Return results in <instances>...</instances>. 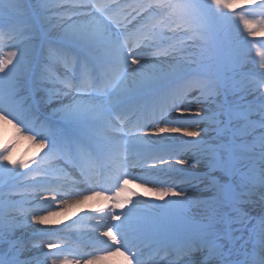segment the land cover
<instances>
[{"label": "snow or ice", "instance_id": "obj_1", "mask_svg": "<svg viewBox=\"0 0 264 264\" xmlns=\"http://www.w3.org/2000/svg\"><path fill=\"white\" fill-rule=\"evenodd\" d=\"M253 36L264 0H0V144L42 150H0V264H264Z\"/></svg>", "mask_w": 264, "mask_h": 264}, {"label": "bare ground", "instance_id": "obj_2", "mask_svg": "<svg viewBox=\"0 0 264 264\" xmlns=\"http://www.w3.org/2000/svg\"><path fill=\"white\" fill-rule=\"evenodd\" d=\"M123 2V0H122ZM187 139V138H183ZM14 145L13 151L11 154V158L15 161H26L30 162L34 158H39V154H42V150L37 147L34 143L27 140L26 138L22 136H12L11 133L8 136V139H6L2 144H0V150H2L6 146ZM179 167V166H178ZM184 168H189V164L183 165ZM191 171L199 172L200 168L199 166L195 169H191ZM185 185H181V187H184ZM131 188L135 193H137L140 197H143L145 200H150L153 202H159L156 201V198L149 193L146 188L140 187L138 185H132ZM135 198V197H134ZM168 199V198H165ZM97 204L104 203L105 206H110V201L104 202V201H97ZM81 217H84L83 220H81ZM64 221L63 224H61L59 227L63 228L68 224H73L78 232L80 233H87L91 230L92 226L97 224L99 222V217L94 209L92 208H84L83 210L77 212L76 210L70 211L66 213L64 216L60 217ZM79 222V223H77ZM33 227H42L39 225H33ZM102 239H104L102 237ZM103 247V245H102ZM97 255H100L104 257L100 260H94L93 264H126V261L124 260V257L122 256H108L105 252L97 253Z\"/></svg>", "mask_w": 264, "mask_h": 264}, {"label": "rangeland", "instance_id": "obj_3", "mask_svg": "<svg viewBox=\"0 0 264 264\" xmlns=\"http://www.w3.org/2000/svg\"><path fill=\"white\" fill-rule=\"evenodd\" d=\"M26 2H28V0H21V3H26ZM261 38H264V37H262V36L248 37V39L252 40L255 43L256 47H260L261 44L264 43V41L262 43L261 42H258V40L261 41ZM255 50L256 49L253 48V51H252V56L253 57L255 56ZM261 50H264V48H261ZM139 188H140V186H139ZM101 239H102V237H101ZM100 246L101 245H98V246H95V247H92V246H89V247L79 246L77 250L80 251V252H82V253H88V254H90L89 252H92L93 253V252H95L97 250H100L101 249ZM69 258H71V257H69Z\"/></svg>", "mask_w": 264, "mask_h": 264}]
</instances>
